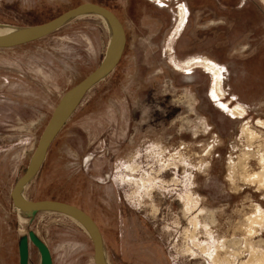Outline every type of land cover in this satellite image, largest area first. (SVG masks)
<instances>
[{
  "label": "rangeland",
  "instance_id": "rangeland-1",
  "mask_svg": "<svg viewBox=\"0 0 264 264\" xmlns=\"http://www.w3.org/2000/svg\"><path fill=\"white\" fill-rule=\"evenodd\" d=\"M86 2L119 17L126 47L24 197L88 213L109 264H264V179L253 177L264 157V0H0V24H44ZM112 38L104 16L87 12L0 47V264H19L25 239L29 264H43L34 239L53 264H95L73 217L24 214L11 192Z\"/></svg>",
  "mask_w": 264,
  "mask_h": 264
},
{
  "label": "water",
  "instance_id": "water-1",
  "mask_svg": "<svg viewBox=\"0 0 264 264\" xmlns=\"http://www.w3.org/2000/svg\"><path fill=\"white\" fill-rule=\"evenodd\" d=\"M87 12L99 13L112 21L115 32L116 33L118 32L121 36L118 53L108 61L103 60L99 67H97L78 85L73 87L66 95V97L60 104L61 106H59L60 108L58 107L59 110L57 109L58 112L56 111L55 115L53 116L48 126L50 127V129L47 136L44 138V135L48 128L46 129L42 137L38 150L31 158L25 173L16 182L11 192V197L15 206L21 209H25L27 211L35 212L41 209L64 210V211H70L76 213L77 215L85 219L91 226L90 236L94 244L95 264H104V246H103L102 234L97 223L88 213H86L81 208L66 202L57 201V200H47V199L37 200V201L28 200L26 198L20 197V194L22 193L24 186L40 171L41 167L43 166L50 145L57 136L61 127L64 125L66 120L71 115L70 114L68 116V113L72 105L76 102V100H80L82 95L96 82H98L101 78H103L122 58L127 43V35L124 25L119 19V17L112 10L96 3L86 2L62 13L61 15L57 16L52 20L45 22L44 24H40L41 29L38 33L18 40L0 42V47H12L40 39L50 34L53 30H55L57 27H59L67 20H70L75 16ZM114 34L115 33H113L111 45L107 52L108 58L112 57L111 47L114 44ZM34 240L43 256V264H53L52 255L49 249L47 248V246L37 239ZM19 264H29V245L26 239L23 240L19 246Z\"/></svg>",
  "mask_w": 264,
  "mask_h": 264
},
{
  "label": "bare ground",
  "instance_id": "bare-ground-1",
  "mask_svg": "<svg viewBox=\"0 0 264 264\" xmlns=\"http://www.w3.org/2000/svg\"><path fill=\"white\" fill-rule=\"evenodd\" d=\"M180 13H181V11H180ZM178 15H180V14H178ZM104 19L106 20V23L109 26L112 34L115 33L114 34V44L111 47V49H112L111 50L112 57L111 58H108V56H106L104 58V61H108V60L112 59L118 53V50H119V47H120L121 36H120V34L118 32L117 33L115 32L114 27H113V24H112V21L110 19H108L107 17H105V16H104ZM40 29H41V25L21 27V26H11V25L0 24V42H8V41H13V40H18V39L26 38V37H29V36H31L33 34L38 33L40 31ZM78 102H79V100H76V102L72 105V107H71V109H70V111L68 113V116L73 112V110L76 107V105H77ZM59 108H58V110H59ZM49 129H50V127H48V129H47V131H46V133L44 135V138L47 136V134L49 132ZM262 159H263V171L260 174L259 173L258 174L255 173L253 175V177H257V178L259 177V178H263L264 179V157ZM20 197L25 198L24 195H23V192L20 194ZM21 210L24 211V214H26L28 212H34V211H27L25 209H21ZM60 211H63L65 213H67L68 215H70L71 217H73V219H75L81 226H83L89 232V234H90V232H91V226H90V224L85 219H83L82 217H80L76 213H73V212H70V211H64V210H60ZM104 264H109L105 250H104Z\"/></svg>",
  "mask_w": 264,
  "mask_h": 264
}]
</instances>
